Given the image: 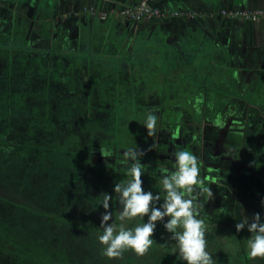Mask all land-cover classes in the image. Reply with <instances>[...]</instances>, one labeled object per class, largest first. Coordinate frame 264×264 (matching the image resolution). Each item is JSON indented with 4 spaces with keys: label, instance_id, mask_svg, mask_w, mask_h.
<instances>
[{
    "label": "rangeland",
    "instance_id": "1",
    "mask_svg": "<svg viewBox=\"0 0 264 264\" xmlns=\"http://www.w3.org/2000/svg\"><path fill=\"white\" fill-rule=\"evenodd\" d=\"M142 1L0 0V135L10 145L0 151V219L67 263L120 264L81 220L100 228V195L130 179L129 147L145 153L142 187L161 199L160 176L187 148L202 178L221 176L205 180L214 198H202L216 264H264L248 255L247 227L235 229L256 213L264 222V0H167L159 17L137 20ZM6 203L58 215L28 217ZM114 203L118 218L117 194ZM159 227L171 264H186ZM121 252L135 264L147 255ZM0 264L37 263L0 250Z\"/></svg>",
    "mask_w": 264,
    "mask_h": 264
},
{
    "label": "clouds",
    "instance_id": "2",
    "mask_svg": "<svg viewBox=\"0 0 264 264\" xmlns=\"http://www.w3.org/2000/svg\"><path fill=\"white\" fill-rule=\"evenodd\" d=\"M201 103L198 98L196 105ZM158 111L156 106L146 110L143 126L149 137L157 134ZM196 111L199 114V107ZM218 123L221 128L224 127L223 122L218 121ZM144 154L136 146L129 147L122 154L130 179L125 183H115L113 188L119 204V226L110 222L112 214L109 207L112 196L107 193L100 195L102 199L99 206L104 209V214L100 223L103 234L99 237V243L103 246V255L110 259L118 258L122 250L130 249L137 256H144L154 243L152 237L157 223H163L166 232L171 234L170 239L175 242L174 252L178 253L186 264H216L212 253L207 250L208 228L202 198L206 201L214 198L210 184L205 180H220L221 176L202 178L201 159L187 148L176 150L172 153L174 162L171 163V168H165L160 176L163 190V199H161L160 194L154 195L153 192L145 191L142 187L145 165L140 161ZM101 155L108 159L112 153L104 150ZM213 170L218 171V169ZM161 200L163 203H159ZM136 217H147V222L135 228L126 227ZM245 227L250 233L247 239L249 257L264 258V222L260 214H254L251 220L244 216L235 224L237 233ZM224 238L219 237V239ZM226 247L231 246L226 243Z\"/></svg>",
    "mask_w": 264,
    "mask_h": 264
},
{
    "label": "trees",
    "instance_id": "3",
    "mask_svg": "<svg viewBox=\"0 0 264 264\" xmlns=\"http://www.w3.org/2000/svg\"><path fill=\"white\" fill-rule=\"evenodd\" d=\"M167 0H147L148 5L151 8L158 9L161 11L162 7L166 4ZM174 3H177L178 1L188 2L190 0H172ZM237 2L238 0H234ZM211 11L216 14V9H211ZM202 37V36H201ZM203 39V37H202ZM243 94V91L240 90L239 96ZM9 138L5 136V134L0 135V151L3 153L7 147H9V143L7 142ZM4 156L0 158V169L6 168L4 163ZM8 168V167H7ZM104 193H108L112 196V200L110 201V207L109 211L112 214V221L116 223L117 226H119L116 209H115V203H114V197L115 194L113 192L104 191ZM7 207H17L21 214L27 215L28 217H32L34 214H40L45 216L46 218L50 219V216L53 215V217H57L58 213H55L52 211L50 213L49 211H42V210H36V209H27L24 205L17 203L16 205H11L6 203ZM102 212L104 214V209H102ZM69 221V220H67ZM9 225H6L3 223L0 219V250L3 252H6L8 254H13L16 257L21 259H27L33 263L37 264H80L79 260L74 259L70 263H67L64 258L59 257H53L52 253L47 250L45 246V242H42L39 238L36 240L30 239L31 236H29L26 233H21L19 228L17 229L15 226H13L10 222ZM81 225L88 230H92L96 232L97 234L103 233V229L99 228L96 229V224L94 221L91 220H81ZM160 228H158V232H154V235L152 239L154 240V243L152 247L148 250L146 253V259L143 264H171V250L165 246L164 242L159 236ZM59 254V253H57ZM122 257L120 258V264H127L126 262H129V264H135L133 259L128 257L126 253L121 252L120 254ZM60 256V254L58 255Z\"/></svg>",
    "mask_w": 264,
    "mask_h": 264
},
{
    "label": "built area",
    "instance_id": "4",
    "mask_svg": "<svg viewBox=\"0 0 264 264\" xmlns=\"http://www.w3.org/2000/svg\"><path fill=\"white\" fill-rule=\"evenodd\" d=\"M161 15L160 10L151 8L147 1H142L136 7L134 8V11L132 12V16H134L135 19H146V18H152V17H159Z\"/></svg>",
    "mask_w": 264,
    "mask_h": 264
},
{
    "label": "crops",
    "instance_id": "5",
    "mask_svg": "<svg viewBox=\"0 0 264 264\" xmlns=\"http://www.w3.org/2000/svg\"><path fill=\"white\" fill-rule=\"evenodd\" d=\"M232 1V3L234 4V5H237L238 4V1L237 2H235L234 0H231ZM214 9H216L217 10V8H214ZM212 12V11H211Z\"/></svg>",
    "mask_w": 264,
    "mask_h": 264
}]
</instances>
